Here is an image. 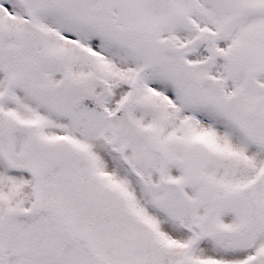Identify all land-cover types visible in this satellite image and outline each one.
<instances>
[{"label": "snow or ice", "instance_id": "6c2138e0", "mask_svg": "<svg viewBox=\"0 0 264 264\" xmlns=\"http://www.w3.org/2000/svg\"><path fill=\"white\" fill-rule=\"evenodd\" d=\"M0 264H264V0H0Z\"/></svg>", "mask_w": 264, "mask_h": 264}]
</instances>
